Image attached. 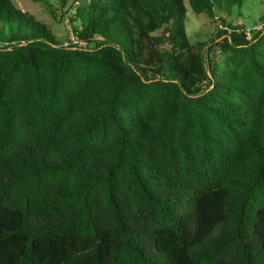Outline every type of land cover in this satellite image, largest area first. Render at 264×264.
<instances>
[{
  "label": "trees",
  "instance_id": "1",
  "mask_svg": "<svg viewBox=\"0 0 264 264\" xmlns=\"http://www.w3.org/2000/svg\"><path fill=\"white\" fill-rule=\"evenodd\" d=\"M35 1L76 42L0 0V264H264V25L216 14L244 0Z\"/></svg>",
  "mask_w": 264,
  "mask_h": 264
},
{
  "label": "rangeland",
  "instance_id": "2",
  "mask_svg": "<svg viewBox=\"0 0 264 264\" xmlns=\"http://www.w3.org/2000/svg\"><path fill=\"white\" fill-rule=\"evenodd\" d=\"M52 6H58L57 0H49ZM56 1V2H55ZM11 2L20 10L26 11L33 15L37 20L44 23L57 41L68 42L74 37L72 32L73 23L69 21V16L73 14L70 8L68 13L60 19L54 17L47 9L43 2L35 0H11ZM187 5V13L185 18V27L189 41L195 43L209 39L216 30V22L212 20L206 13H194ZM63 11L57 10L56 14H62ZM216 12V14L227 18L233 22L243 24L246 28L260 23L264 17V1L262 0H244L242 5L232 6L230 12Z\"/></svg>",
  "mask_w": 264,
  "mask_h": 264
},
{
  "label": "built area",
  "instance_id": "3",
  "mask_svg": "<svg viewBox=\"0 0 264 264\" xmlns=\"http://www.w3.org/2000/svg\"><path fill=\"white\" fill-rule=\"evenodd\" d=\"M263 25H264V23H260V24H257V25L252 26L251 28H253L255 30H259V29H261L263 27ZM246 33H247V37L249 38L250 37V30H248ZM70 41L76 42V38L75 37H72ZM68 42H65V44H67Z\"/></svg>",
  "mask_w": 264,
  "mask_h": 264
}]
</instances>
